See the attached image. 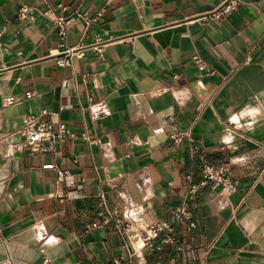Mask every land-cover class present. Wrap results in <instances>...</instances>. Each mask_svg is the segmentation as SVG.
I'll return each mask as SVG.
<instances>
[{
	"label": "crops",
	"instance_id": "crops-1",
	"mask_svg": "<svg viewBox=\"0 0 264 264\" xmlns=\"http://www.w3.org/2000/svg\"><path fill=\"white\" fill-rule=\"evenodd\" d=\"M223 1L0 0V264H113L124 236L110 217H130L134 244L168 218L200 179L195 140L238 189L202 190L195 226L131 264H264V0L217 18ZM61 4L104 9L67 38L110 39L103 51L58 64ZM46 108L78 137L35 152L17 130Z\"/></svg>",
	"mask_w": 264,
	"mask_h": 264
},
{
	"label": "built area",
	"instance_id": "built-area-1",
	"mask_svg": "<svg viewBox=\"0 0 264 264\" xmlns=\"http://www.w3.org/2000/svg\"><path fill=\"white\" fill-rule=\"evenodd\" d=\"M240 0H224L220 7L213 13L217 18L235 13L238 10ZM62 12L56 14L53 18L54 25L59 30V46L61 50L56 54L59 65H68L73 58H81L85 55L87 49L103 51L104 45L110 42L96 38V42L85 45L80 42L75 45H69L67 42L69 28L76 21L84 24L85 31H88L94 24L98 23L104 9H99L95 14L88 11H82L76 8L70 15L65 14L67 6L61 4ZM19 18L31 20L33 15L28 14V8L22 7L18 14ZM17 132L25 139L28 146L35 152L49 151L59 142H64L69 138H77L78 134L68 128L60 117V111L53 108L43 109L40 113H27L23 116L22 123ZM81 137L89 139L86 133ZM175 144L180 145L184 134L173 133L171 135ZM192 161L200 164L199 181H191L187 187L186 194L181 204L174 208L168 218L154 219L148 222L141 231L140 240L134 244L130 240V231L132 222L127 215H114L110 217L115 221L118 231L124 236L122 249L125 254L116 257L113 264H131L132 258L143 248H161L163 244L174 243L176 238L173 233L176 225H188L189 228L195 226L193 212L198 205V197L202 190L210 188L218 190L224 195H230L239 187V182L235 179L226 165H212L203 153H199L200 144L195 140L192 144ZM52 167V165H49ZM69 175L68 170L58 171V180L64 181ZM160 240L157 244L155 240Z\"/></svg>",
	"mask_w": 264,
	"mask_h": 264
}]
</instances>
